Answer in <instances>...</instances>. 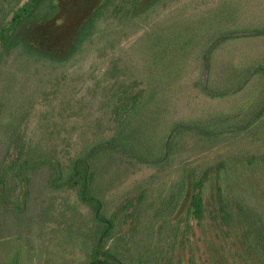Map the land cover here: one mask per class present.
<instances>
[{"label": "rangeland", "instance_id": "374dc122", "mask_svg": "<svg viewBox=\"0 0 264 264\" xmlns=\"http://www.w3.org/2000/svg\"><path fill=\"white\" fill-rule=\"evenodd\" d=\"M72 1L63 0L67 4ZM165 1L150 12V22L144 27L107 49L104 40L96 42L103 46L101 50L89 44L61 72L49 68L31 77L28 69H22L13 83L0 78V113L4 104L13 105L14 99L2 98L12 88L17 90V104L14 102L9 112L21 107L25 112L34 103L25 118L7 114L4 119L11 128L21 123L23 139L40 145L33 148L35 154L59 161L53 167L38 164L27 185L11 178L5 191L9 202L6 206L0 203V264H84L92 255L98 230H105L109 220L114 223L113 239L103 243L102 250L108 246L120 252L126 264H264V203L251 197L242 199L255 222L256 230H251L252 226L239 218L233 202L241 200L238 186L219 183L217 177L221 164L232 170L250 162L252 168L256 166L254 173L264 166V73L253 75L258 63L264 61V35L256 33L264 28V0H245L243 6L232 0ZM230 9L232 15L227 19ZM218 19L222 22L202 35L207 23ZM152 29L157 33L168 30V37L176 38L177 45L194 44H187L190 50L183 60L180 48H173L170 63L181 64L179 73L183 75L180 86L163 100L165 106L156 109V120L162 129L164 122L179 120L196 130L174 133L162 158L165 162L157 165L122 158L120 153L110 159L100 154L91 168L95 172L94 194L89 195L93 198L84 193L85 199L69 186L52 185L55 170L70 178L74 159L87 158L83 156L86 148L117 134V121L127 112L120 108H130L134 102H144L148 111L154 107L151 93L159 88L157 82L163 81L161 70L166 63L153 65V50L143 48L146 32ZM231 31L233 35L224 38ZM242 69L247 78L252 72L251 87L235 95H210L231 79L242 78ZM253 96L248 101L247 97ZM243 98L246 105H242ZM206 113L216 114L221 121L218 125L213 122L215 136L211 139L197 131L199 125L205 126L199 117ZM138 125L136 120L133 127L141 131L131 135L132 128H128V134L140 144L144 142V147L151 149L148 153L154 152L160 146V131ZM236 126L243 130L233 132ZM11 132L6 133L0 124V159L6 155V164L19 153L14 147L7 152ZM198 179L203 182V219L195 215L192 205V195L200 190L194 186ZM85 180L86 185L87 173ZM248 181L243 179L246 185ZM220 185L231 200L228 223L221 217Z\"/></svg>", "mask_w": 264, "mask_h": 264}, {"label": "trees", "instance_id": "16d2710c", "mask_svg": "<svg viewBox=\"0 0 264 264\" xmlns=\"http://www.w3.org/2000/svg\"><path fill=\"white\" fill-rule=\"evenodd\" d=\"M94 1L95 0H74L68 2L70 4H67L63 2V0H0L1 81L4 83H13L19 71L22 69H28V74L31 77L37 76L38 72L45 73L49 68L60 70L61 72L66 67V64L77 57L89 44L97 46L98 49L101 50L103 46H99L96 42L101 43L100 40H104L106 42L105 49H107L109 46L111 47V45H113L114 41L117 42L120 38L130 35L134 29L144 27L150 22V12L155 9V7L157 8L159 5L166 2L165 0H104L95 5ZM232 1L239 6L245 4V0ZM231 15L232 10L230 9L227 19H229ZM246 15V12L243 13V16ZM221 22L222 19H218L215 22L207 23L206 30L204 27L202 35L210 33V31ZM152 30H150L151 32H146L145 37L147 41L143 48L153 50V52H151L153 65L156 64L157 66L160 64L159 66L161 67L164 62L166 63L161 70V78L163 81L157 82L158 84H156L159 88H154V92L152 91L151 93V95L154 96V107L148 111L147 105H145L144 102H142V104L139 102L135 104L134 102L130 108H128V106L120 108L121 111L127 112L126 114L124 112L125 115L123 114L124 116L117 121L119 122L116 127L117 134L113 135L111 139H101L95 142L91 147L86 148L87 154L84 153L83 156L87 155V158L81 155L79 158L74 159L71 162L73 166L68 172L70 178L64 177V172L61 177L60 172L55 170L53 177L50 179L52 185L57 187L65 185L70 188L78 189L79 192L82 193V197L84 196V198L87 199L86 194L83 195L84 193H87L88 197L90 196L89 192L91 195L94 194L91 189L93 187L92 183L95 172L91 170V168L92 165L97 162V159H99L100 154L110 159L120 153L122 158L131 157L132 159H136L135 161L138 163L151 165L156 163L154 165H157V163L162 161L165 162V159L162 158L166 156V152L168 153L172 137L175 134L196 130L191 124L183 123L179 120L172 123L164 122L165 127L162 129L158 124L159 121L156 120L158 113L156 109L161 108L163 105L165 106V101L163 100H165L168 92H174L175 89L180 86V79L183 75L179 73L181 64L174 65L170 63L173 48L175 51L180 48L179 50L183 52V60L185 57L184 53L190 50H187V44H190L192 47L194 44L180 42V45H177L178 42L176 38L172 39V37H168V30L166 33H157V31ZM231 33L232 31L230 33L226 32L224 38L231 37V35H233ZM256 33L264 35V28H261V30ZM150 43H153L154 46L152 45L147 48ZM212 53L213 50L209 51L208 55L211 56ZM208 58H206L207 61L209 60ZM258 64L253 75L258 71L264 73V67L261 66L264 65V61ZM236 66L237 64L234 63V67ZM12 68L15 70L11 73ZM244 72V69L239 70V73L242 74V78H239V80L237 79L238 81L231 79L227 85L217 88V91L220 90L219 92H210V95L213 97H215L214 95L223 96L232 93L235 95L245 87H251L248 85L254 81V78H250L252 72L251 76L248 78L245 76ZM45 77L49 78L48 75H45ZM237 83H239V86H237L238 88L233 91L229 90V88L234 87ZM16 91L15 88H12L11 91H7L6 96H2V98L9 101H13L12 99H14V102L17 104ZM252 91L253 90H250L249 94ZM204 92L208 93L206 90H204ZM137 97L139 98V94L136 95V98ZM247 99L251 102L254 96L251 98L247 97ZM14 102L13 105L9 106L4 104L5 108L1 113L5 112L0 121L2 127H5L6 133L12 131L9 134L7 152H9L12 147L17 148L19 152L18 156L8 164H6V155L0 159V203L4 206L9 202L5 191L7 190L11 178H14L21 184L25 183L27 185L30 180V174L34 172L38 164H49L53 167L55 163H59L54 156L44 155V153L39 156L37 152L35 154L33 148H38L40 145L33 146L31 143L27 142V140L23 139L19 129L21 123L11 128V123L7 121V119H4L7 114L11 116L19 115L25 118L28 113L31 112V107L34 104L33 103L27 108L25 112L22 110V107L13 109L9 112L8 109L15 106ZM246 103V99L243 98L242 105H246ZM169 106V104L166 106L168 113ZM121 111H118V115ZM200 116L199 118L202 122L204 121L203 123H205V126L199 125L197 131L211 139V137L215 136L213 135L215 132L213 129V126H215L213 122L218 125L221 121L217 120L216 114L212 116L211 113H206V115L201 114ZM145 117V123L143 121V124H141L142 122L140 123V120ZM136 120L139 122L138 126H146L148 129L154 127L155 131H160V146L158 145L154 152L148 153L151 149L147 145L144 147V142L140 144L138 142L139 139H133L131 137L132 134L134 135L135 131H141L140 128L133 127ZM222 125L224 126L225 124ZM128 128H132L131 135L128 134L131 131L128 130ZM238 130L242 131L243 128L239 126L233 128V132H238ZM146 136L148 137V135ZM87 161H91L92 164ZM86 162L89 163L88 167H86ZM251 165H253V163L250 164L249 162L248 166L244 163H240L239 166H234L232 170H230L229 167L227 168L226 164H221V169L218 171L217 177L219 183H224L227 186L232 184L238 186L241 200H233V202L239 209V214L241 215L239 218L252 226L251 230H256L254 227L255 222L247 214L248 211L243 206L242 199L244 197H251V199L256 198L258 202L264 203V166L262 165L257 172L254 173L256 166L252 168ZM222 166H225V170ZM86 173L87 183L85 185ZM244 178H249L248 185L243 182ZM201 185H203L201 179L195 181L194 186L199 187L200 190L192 195L194 213L199 219H203L204 211V194L203 186L201 188ZM219 194L221 199V217L227 220L226 222L228 223L230 222L231 215L229 208L231 200L226 198L222 185L219 186ZM93 197L94 196L91 198ZM99 204L96 206L101 208ZM15 209L17 212H20L19 206ZM97 212L96 215L99 216L100 213L99 211ZM113 225L114 223H111V220H109L105 230H98V240L92 251V255L84 264H126V262L120 259V252L116 253L108 246L105 247L106 250H102L103 243H108L113 239ZM257 235L258 238L263 237L260 234Z\"/></svg>", "mask_w": 264, "mask_h": 264}]
</instances>
